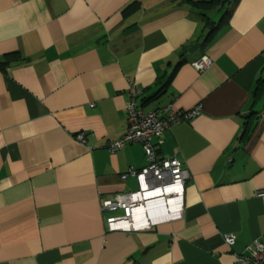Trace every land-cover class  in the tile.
Wrapping results in <instances>:
<instances>
[{"label": "crops", "instance_id": "crops-1", "mask_svg": "<svg viewBox=\"0 0 264 264\" xmlns=\"http://www.w3.org/2000/svg\"><path fill=\"white\" fill-rule=\"evenodd\" d=\"M216 9L226 7L0 0V63L19 55L0 67V264H237L264 241V96L253 98L264 76V0H240L228 23L211 18ZM204 55L213 63L197 70ZM130 81L144 110L202 111L154 141L192 174L183 217L110 232L102 200L137 189L121 175L149 164L141 143L107 147L127 131Z\"/></svg>", "mask_w": 264, "mask_h": 264}, {"label": "built area", "instance_id": "built-area-1", "mask_svg": "<svg viewBox=\"0 0 264 264\" xmlns=\"http://www.w3.org/2000/svg\"><path fill=\"white\" fill-rule=\"evenodd\" d=\"M209 56H202L192 62L197 70H203L212 65ZM142 87L135 81L128 85L129 100L127 103L126 133L119 139L110 141L108 150L111 153L124 148L131 143H141L146 151L149 164L140 169H130L121 175L123 180L134 176L138 188L117 193L101 202L102 212L106 217V227L110 232H137L181 219L184 215L186 185L192 174L188 167L177 157H160L154 144L160 141L172 125L191 120L202 111V105L189 111L176 110L172 103L154 110H144L138 97ZM94 106V103L91 104ZM80 142L85 141V133L76 135ZM264 200V188L257 191ZM234 233L226 235L228 245L235 243ZM237 264H264V241L255 240L246 248L243 254H236Z\"/></svg>", "mask_w": 264, "mask_h": 264}, {"label": "trees", "instance_id": "trees-1", "mask_svg": "<svg viewBox=\"0 0 264 264\" xmlns=\"http://www.w3.org/2000/svg\"><path fill=\"white\" fill-rule=\"evenodd\" d=\"M189 2H192L195 6L198 7H207V8H212V7H226V5H228L229 7H227L222 19H221V23H228L229 18H231V16L233 15V11L234 8L236 7V5L238 4V2L240 0H188ZM232 5V7H231ZM129 7L126 9L129 12H132L134 10H136L138 8V4L136 3V1H134L133 3H131L130 5H128ZM212 34H214V32H212ZM15 58H19V55H17V53H10L9 55H7L6 60L4 62L0 63V67L4 70L7 69V66L11 64V62H13V60H15ZM171 79V78H170ZM161 93V91L159 93H157L155 96L159 95ZM264 96V76H261L256 84V88L253 92V98H254V102H257L259 99H261ZM257 115V111L253 110L250 114H248L247 116H245L244 121H243V129H242V133L240 136V140L243 142L246 140V138L248 137V135H250V131L253 127V123H254V118ZM189 121V120H187ZM186 166V165H185ZM187 167V166H186Z\"/></svg>", "mask_w": 264, "mask_h": 264}, {"label": "rangeland", "instance_id": "rangeland-1", "mask_svg": "<svg viewBox=\"0 0 264 264\" xmlns=\"http://www.w3.org/2000/svg\"><path fill=\"white\" fill-rule=\"evenodd\" d=\"M228 6H226L227 9ZM226 9H216L214 12L211 14V18H213L216 21H219L221 17L223 16L224 12Z\"/></svg>", "mask_w": 264, "mask_h": 264}]
</instances>
